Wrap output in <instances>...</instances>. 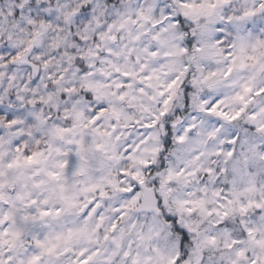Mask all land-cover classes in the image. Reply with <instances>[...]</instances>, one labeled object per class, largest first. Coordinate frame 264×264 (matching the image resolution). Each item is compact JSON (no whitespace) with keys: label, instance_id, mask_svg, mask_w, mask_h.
<instances>
[{"label":"clouds","instance_id":"1","mask_svg":"<svg viewBox=\"0 0 264 264\" xmlns=\"http://www.w3.org/2000/svg\"><path fill=\"white\" fill-rule=\"evenodd\" d=\"M0 264H264V0H0Z\"/></svg>","mask_w":264,"mask_h":264}]
</instances>
